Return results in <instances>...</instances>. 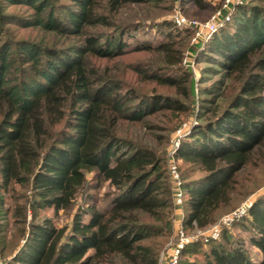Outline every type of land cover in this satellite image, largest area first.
<instances>
[{"label": "trees", "instance_id": "1", "mask_svg": "<svg viewBox=\"0 0 264 264\" xmlns=\"http://www.w3.org/2000/svg\"><path fill=\"white\" fill-rule=\"evenodd\" d=\"M238 1L205 43L163 18L150 23L163 37L129 48L141 40L126 30L144 23L121 10L149 0H0V264H158L176 208L183 230H203L260 187L248 173L264 166V0ZM185 50L204 61L198 73ZM139 53L150 57L116 68ZM148 83L174 94L162 101ZM189 102L197 120L174 151L176 204L170 155L137 131L159 112L179 119ZM60 210L69 223L41 215ZM234 224L257 258L224 227L185 243L177 264H264V189Z\"/></svg>", "mask_w": 264, "mask_h": 264}, {"label": "rangeland", "instance_id": "2", "mask_svg": "<svg viewBox=\"0 0 264 264\" xmlns=\"http://www.w3.org/2000/svg\"><path fill=\"white\" fill-rule=\"evenodd\" d=\"M205 5L203 7H199L197 4L190 2L189 0H149L146 4H140V5H130L125 6L121 10V21L123 22H130L133 20H142L144 23L142 26H139L138 28H129L126 30V35L128 33H136V38H139L141 41L136 42L135 40L129 39L127 45L129 48L135 46L136 44H140L141 42L145 41L148 37L156 38V37H163V35L153 27L150 23L153 21H159L163 18H166L167 20H170L171 22L175 23L180 29L189 28L191 33L189 34L187 38V42H195L199 39L203 40L204 43L207 42L213 33H215L219 26L224 22L223 20L217 19V14L220 11V9L224 6V0H204ZM234 4L239 3L238 0H233ZM184 18V22L177 23V18ZM229 14H226L224 18H228ZM195 20L197 23H191L188 21ZM227 20V19H226ZM149 24V25H148ZM151 27V28H150ZM153 27V28H152ZM136 31V32H134ZM146 33V34H144ZM157 41V38L155 39ZM131 46V47H130ZM200 48H203V44ZM149 54L145 53H139V54H133L131 56H124L123 58H120L119 60H116V68L120 69L121 66L125 67L128 65V63H125L126 61H135L137 59H143L147 56V58L150 57ZM182 61L184 63H188L189 66L192 68L193 72L198 73L199 67L204 63V61H199L197 58H195L194 55H187V51H183V58ZM122 63V64H121ZM160 73L164 74L163 71H160ZM174 71H171V74H174ZM205 83V82H203ZM142 85V84H141ZM145 85V91H153V95L161 96L162 101L168 97L174 94V90L171 87H167L165 85L161 84H155L152 83L143 84ZM196 95L200 96L202 95L200 90H196ZM173 97V96H172ZM190 108L187 113L174 116L170 112H159L157 114H154L150 116V121H153L156 123V127H153V130H148V128H143L141 130L137 131L138 136L143 137L148 135L149 133H155L157 137L155 138L154 145H157L158 142V148H161V145L163 148H165L167 156H169V153L171 149L174 147H177L180 143L181 137H184L187 135L190 131V128L194 121L197 120V105L190 103ZM180 121V122H179ZM178 129H180L178 131ZM159 134L166 136L163 138V140L160 139L158 136ZM179 136V139H178ZM178 139V141H177ZM151 141V140H150ZM177 141V142H176ZM172 162L175 163L177 166V159L173 158V160L168 159V173L169 167L172 164ZM255 174L261 180L264 179V166L261 167V170H252L248 173V177H254ZM90 177V174H88ZM170 179H172L171 174H169ZM173 183H175L173 181ZM264 189V180L263 183L258 187L257 189L251 191L248 195L241 197L235 204V206L231 209H227L226 211L220 213L214 222V224L206 227L203 230H182L184 232V236L188 237L189 240H194L196 238H199L203 241H206L208 237H211L212 239H218L221 229L226 227L230 229L231 231V238H240L244 239V245L249 250L250 255L254 258H257L259 256L258 250L252 246L248 242V237L246 232L240 228L239 225L234 224L236 220H238L242 214H238L239 209H243L244 213L247 208V206L250 205L252 197L257 193H259L261 190ZM113 187L109 186L106 182L103 183V185L100 187V189L95 190V192L104 198L107 196L105 193L107 191H112ZM182 192V191H181ZM104 194V195H103ZM184 197L183 192L181 193V200ZM80 196L77 197V203L80 201ZM105 199L99 200V207H104L103 202ZM176 204H179L175 201ZM246 203L248 204L246 206ZM245 206V208H244ZM43 213H46L47 215H50L53 217L54 221L57 222L59 225H63L66 223H69L71 220V214L72 212L67 211H58L57 214H54L51 211H42L41 215ZM182 210L180 207L176 208L174 210V220L172 225V232L170 237L167 239L165 245L159 250V256H158V264H166L168 260L169 253L171 252V248L175 245L176 242L180 239V226H181V215ZM10 213L8 212V217H10ZM29 217V215L27 216ZM0 218L4 219V206L0 207ZM3 222H6V219L3 220ZM234 222V223H233ZM9 228L14 227V224H12V221L8 223ZM213 228L217 229L218 236L214 237L211 236L213 231ZM187 241V242H188ZM186 242V243H187ZM207 242H203L202 246H205Z\"/></svg>", "mask_w": 264, "mask_h": 264}, {"label": "built area", "instance_id": "3", "mask_svg": "<svg viewBox=\"0 0 264 264\" xmlns=\"http://www.w3.org/2000/svg\"><path fill=\"white\" fill-rule=\"evenodd\" d=\"M233 2V0H224V6H226L227 4ZM220 14V11L218 12L217 16ZM219 18V16L217 17V19ZM177 23H181V22H184V18H177L176 19ZM188 22H191V23H197L195 20H192V21H188ZM180 129H178L179 131ZM178 139H179V136H178ZM177 139V141H178ZM176 141V142H177ZM176 147H174L173 149H171L169 155H170V159L173 160L174 158V151H175ZM169 172L171 174V177L173 179V181L175 182L176 186H177V189L175 191V201L177 203H180L181 202V188H180V180H179V174H178V171H177V167L175 165L174 162H172V164L170 165L169 167ZM248 204L246 203V206ZM245 208V206H244ZM244 213V210L241 208L238 210V214H243ZM214 224V223H213ZM212 224V225H213ZM180 239L178 242L175 243V245L171 248V252L169 253V256H168V260H167V263L166 264H177V260L179 258V253H180V250L183 248L184 244L189 240L188 237H185L184 236V232L182 231L183 228H182V224L180 226ZM212 234L211 236L214 237H217L218 236V232H217V229L216 228H213V231H211Z\"/></svg>", "mask_w": 264, "mask_h": 264}]
</instances>
